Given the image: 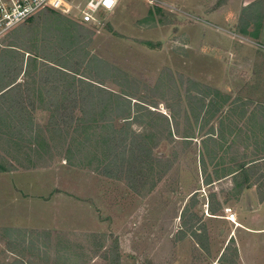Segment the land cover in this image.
Wrapping results in <instances>:
<instances>
[{
    "label": "rangeland",
    "instance_id": "obj_1",
    "mask_svg": "<svg viewBox=\"0 0 264 264\" xmlns=\"http://www.w3.org/2000/svg\"><path fill=\"white\" fill-rule=\"evenodd\" d=\"M229 2L120 0L96 27L44 10L1 40L0 264L253 258L238 227L264 196V53ZM89 84L118 98L92 109Z\"/></svg>",
    "mask_w": 264,
    "mask_h": 264
},
{
    "label": "crops",
    "instance_id": "obj_2",
    "mask_svg": "<svg viewBox=\"0 0 264 264\" xmlns=\"http://www.w3.org/2000/svg\"><path fill=\"white\" fill-rule=\"evenodd\" d=\"M226 7L229 12L227 11L228 13H226L225 16H230V19L236 17L239 12L246 13V23L255 25L257 28L256 33L247 36L244 35V40L256 47L257 50L258 48L261 49L264 53V0H230ZM240 17L241 16H239V18ZM221 18L222 17L217 13L212 16H206L207 20L212 21V23L210 22L211 25L209 23V26L214 29L221 28L223 31H226L223 23L227 20H222ZM254 22H256V24ZM229 33L233 34V31ZM248 196L252 200L253 197L255 198L256 193L250 191L249 195L245 196V199H247L246 197ZM255 203L254 209L250 206L251 210L248 212L247 210L245 211L243 218L239 222L240 226L238 227L240 232L245 235L244 238H240L239 242L240 259L243 258V250L246 251L249 245H254L253 252L250 254L253 258L247 259V257H244L243 264H248L252 259V263L254 264H264V200L260 203L255 199Z\"/></svg>",
    "mask_w": 264,
    "mask_h": 264
},
{
    "label": "built area",
    "instance_id": "obj_3",
    "mask_svg": "<svg viewBox=\"0 0 264 264\" xmlns=\"http://www.w3.org/2000/svg\"><path fill=\"white\" fill-rule=\"evenodd\" d=\"M120 0H0V42L13 29L44 10L72 14L79 24L96 27ZM232 218V216H230Z\"/></svg>",
    "mask_w": 264,
    "mask_h": 264
},
{
    "label": "trees",
    "instance_id": "obj_4",
    "mask_svg": "<svg viewBox=\"0 0 264 264\" xmlns=\"http://www.w3.org/2000/svg\"><path fill=\"white\" fill-rule=\"evenodd\" d=\"M81 25V24H80ZM78 26L79 27V29H80V31H83L84 33H88V31L84 28V27H82V26H84V25H82V26ZM61 63V62H60ZM59 66V65H58ZM21 70V67L19 68V71ZM18 72V71H17ZM50 72H54V73H59V74H61V75H67V76H69L70 78H73V75L71 74V73H73V71H71V73L70 74H67L66 72H64V71H59V70H57L56 68H53V67H50ZM54 73H50L51 75H54ZM88 93L89 94H94L95 96H98V101H97V103H93L92 101H91V99L89 98V96H88V98H86V103L88 104L89 103V106L93 109V108H95L96 106H97V104H100V103H102V102H104V100L106 99V98H108V99H112L113 97H116L111 91H109V90H107V89H103V88H100V87H94L92 84H89L88 85ZM4 90L6 89L5 87L3 88ZM74 86H72V91H74ZM3 90H0V97L3 95V93H1ZM5 93V92H4ZM76 98V97H75ZM84 97H82L81 99H82V102H84V99H83ZM116 98H118V97H116ZM119 100H121L122 101V103H124L125 102V100L124 99H122V98H119ZM12 107H14L13 105H12ZM61 107V109L62 108H65V106H60ZM99 107V106H98ZM120 108H121V110H123V112H124V115L123 116H126L127 115V112L126 111H128V108H126L125 107V105L124 104H121L120 105ZM56 116V118H58V119H60V118H62V122H61V124L60 125H62V126H68L70 123H72V122H78V123H80V124H83L84 122H85V120H87V114H86V112L85 111H83V114H82V116L81 117H79V118H77V120H74V116H73V114L72 115H70L69 117L68 116H64V115H55ZM54 119H55V117H54ZM123 120H125V123H129V122H131V121H127V119H129V118H122ZM57 125V124H56ZM58 126V125H57ZM171 134H170V132H169V136H170ZM239 174V169H235L234 171H232L230 174H229V176L230 175H232L231 177H235V176H237ZM241 184V183H240ZM244 189V185L243 184H241L240 185V188H239V191L241 192L242 190ZM263 199H264V196H261L260 197V202H262L263 201ZM208 210L210 211V214L211 215H215L214 213H215V209L212 207V205L211 204H209L208 205ZM230 241H232V239H230ZM230 243V242H229ZM226 250V249H225ZM225 252V251H224ZM115 264H120L119 263V259L117 258V259H115Z\"/></svg>",
    "mask_w": 264,
    "mask_h": 264
},
{
    "label": "bare ground",
    "instance_id": "obj_5",
    "mask_svg": "<svg viewBox=\"0 0 264 264\" xmlns=\"http://www.w3.org/2000/svg\"><path fill=\"white\" fill-rule=\"evenodd\" d=\"M232 221V220H231Z\"/></svg>",
    "mask_w": 264,
    "mask_h": 264
}]
</instances>
